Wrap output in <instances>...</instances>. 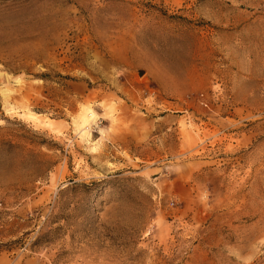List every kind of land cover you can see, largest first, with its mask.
I'll list each match as a JSON object with an SVG mask.
<instances>
[{
	"label": "rangeland",
	"instance_id": "obj_1",
	"mask_svg": "<svg viewBox=\"0 0 264 264\" xmlns=\"http://www.w3.org/2000/svg\"><path fill=\"white\" fill-rule=\"evenodd\" d=\"M0 264H264V0H0Z\"/></svg>",
	"mask_w": 264,
	"mask_h": 264
}]
</instances>
